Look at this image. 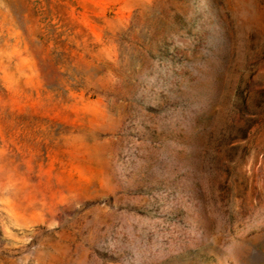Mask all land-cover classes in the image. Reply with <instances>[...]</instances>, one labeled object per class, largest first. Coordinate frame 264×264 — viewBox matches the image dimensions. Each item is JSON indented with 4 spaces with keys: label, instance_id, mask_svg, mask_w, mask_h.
<instances>
[{
    "label": "rangeland",
    "instance_id": "rangeland-1",
    "mask_svg": "<svg viewBox=\"0 0 264 264\" xmlns=\"http://www.w3.org/2000/svg\"><path fill=\"white\" fill-rule=\"evenodd\" d=\"M0 264H264V0H0Z\"/></svg>",
    "mask_w": 264,
    "mask_h": 264
}]
</instances>
